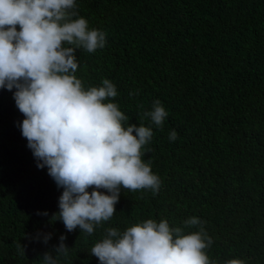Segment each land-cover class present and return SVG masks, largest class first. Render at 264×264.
<instances>
[{
    "label": "trees",
    "instance_id": "16d2710c",
    "mask_svg": "<svg viewBox=\"0 0 264 264\" xmlns=\"http://www.w3.org/2000/svg\"><path fill=\"white\" fill-rule=\"evenodd\" d=\"M76 4L90 29L106 33L103 49L77 50L76 76L85 86L112 81L118 96L110 102L129 123L139 126L157 99L168 111L162 129L151 125L152 151L144 157L162 184L156 194L122 189L114 217L92 236L68 232L51 220L63 189L46 167H36L18 126L24 116L15 89L0 88V264H43L45 252L55 256L61 235L71 250L60 264H99L89 253L106 228L148 218L183 227L193 216L213 240L210 259L264 264V0ZM172 130L175 141L168 138ZM17 242L26 245L24 256Z\"/></svg>",
    "mask_w": 264,
    "mask_h": 264
},
{
    "label": "clouds",
    "instance_id": "9594fccd",
    "mask_svg": "<svg viewBox=\"0 0 264 264\" xmlns=\"http://www.w3.org/2000/svg\"><path fill=\"white\" fill-rule=\"evenodd\" d=\"M105 44L106 33L89 28L76 0H0V88L15 89V105L24 116L18 126L36 167H46L63 189L51 220L62 221L68 232L79 228L88 236L112 220L122 189L156 194L162 184L151 159H144L152 151L146 148L154 135L151 125L162 129L168 116L161 101L154 100L152 110L142 112L137 126L129 123L118 103L110 102L118 96L112 81L85 86L76 76L77 50L94 53ZM144 119H150L149 126ZM168 138L175 141L176 131ZM183 225L148 218L123 230L108 227L89 254L99 264H245L239 258L210 259L207 250L213 240L204 221L193 216ZM192 228L197 230L185 231ZM50 238L45 234L43 242ZM59 240L55 256L43 254V264L68 258L66 236ZM16 247L24 256L26 245L17 242Z\"/></svg>",
    "mask_w": 264,
    "mask_h": 264
}]
</instances>
